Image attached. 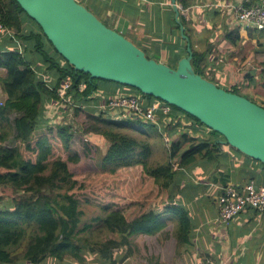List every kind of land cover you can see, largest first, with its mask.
Wrapping results in <instances>:
<instances>
[{"label": "trees", "instance_id": "trees-1", "mask_svg": "<svg viewBox=\"0 0 264 264\" xmlns=\"http://www.w3.org/2000/svg\"><path fill=\"white\" fill-rule=\"evenodd\" d=\"M255 2L258 0L243 4ZM176 3L184 9L198 4L193 0ZM166 12L170 16L172 38L164 47L171 54L168 52L162 59L159 49L138 46L146 56L175 67L187 55L188 41L195 72L240 94L242 84L222 85L216 74L222 64L217 63V58L208 60V56L213 54L210 50L214 46L235 47L244 40L243 45L246 38L242 26L238 23L233 28L225 26L221 34L213 32L215 26H203L200 33L179 9L186 41L179 34V24L170 6ZM0 23L12 30L14 36L0 34V69L5 70L0 75V264H45L48 259L59 261L64 253L73 255L82 249L96 252L99 259H108L111 250L131 235L141 233L150 237L166 232L168 227L178 244H189L191 220L186 209L171 204L170 187L179 169H189L198 160L218 159L220 148H216L222 136L170 104L168 112H156L154 121H144L130 111L121 118L112 116L122 112L105 107L108 97L115 93L138 95L143 105L164 101L130 86L76 71L16 0H0ZM249 31L254 40L256 31L260 37L264 33V29ZM15 39L21 41L24 52L7 47L12 43L16 46ZM259 45L264 46L261 42ZM34 62L45 79L37 74ZM260 73L264 75V67ZM246 77L249 81L253 79L251 75ZM65 82L70 84L63 89ZM56 109L60 110V116L54 113ZM44 110L49 114H44L47 113ZM84 113L87 114L84 125L75 127V117ZM62 116L68 120L58 121ZM144 124L157 131L159 142L166 135L162 129L175 127L170 134L178 136L162 149L163 160L153 157L156 148L152 147ZM81 127L87 135L83 138L84 147H105L102 170L77 173L70 170V162L78 160L73 147ZM128 130L143 137L131 135ZM10 137L14 144L7 146ZM152 203L164 205L158 211L151 208ZM84 204L97 208L98 214L83 220ZM164 213L172 214L173 228ZM108 234L117 235L118 240Z\"/></svg>", "mask_w": 264, "mask_h": 264}, {"label": "crops", "instance_id": "crops-1", "mask_svg": "<svg viewBox=\"0 0 264 264\" xmlns=\"http://www.w3.org/2000/svg\"><path fill=\"white\" fill-rule=\"evenodd\" d=\"M77 1L84 4L108 27L121 34L128 36L130 31L139 32L140 45L148 50L159 49L162 59L168 55V52L169 55L171 54V51H166L164 47V43L172 38L169 31L170 16L166 12L168 7H171L170 0ZM247 1L250 0H193L198 4L185 8L188 15L183 14L187 19L192 20L196 30L198 27L201 29L203 26L209 28L215 26L213 32L221 34L223 27L233 28L234 24H237L232 14L233 8ZM246 32L242 30L243 38H247ZM258 32L256 31V54L264 55V46L259 45L260 42L264 44L262 42L264 33L260 37ZM242 42L237 45L239 49L242 48L239 46ZM2 44L5 45L6 42L2 41ZM228 45L212 47L210 51L213 54L208 57L217 58L220 64L225 66L226 62H222L218 55H222L219 51L223 47L233 48ZM22 46L19 41V48L24 52ZM7 47L17 48V44L16 46L13 43L8 44ZM205 47L199 46L202 49ZM226 56L230 57L231 54ZM263 63L264 60L261 61V65ZM32 65L36 70L35 62ZM260 70L257 72L259 78L256 77V94L254 93L256 103L259 105L264 104L261 102L264 101L260 91L262 87L264 90V81H260ZM36 72L40 74L39 76H44L41 71L36 70ZM258 84L261 86L259 87ZM120 94L123 93H115L111 98ZM258 100H261V103H258ZM44 112L49 114V111L44 110ZM128 112L111 115L121 118ZM162 130H165V136L172 137V140L178 136V133L170 134L175 131V127ZM218 143L220 144L216 148V150L220 148L217 152L218 159L198 160L189 169L187 167L179 169L170 187L171 204L186 209L191 220L189 244H178L172 236L171 227H168L166 232H158L150 237H145L141 233L131 235L111 250L112 256L108 259H99L96 252L90 253L82 249L73 255L64 253L59 261L48 259L45 264H264V211L245 208L224 225L218 219L217 208V198L227 184L241 188L249 180H254L256 184L264 182V166L261 162L236 152L237 150L232 147ZM163 205V203H152L151 208L161 211ZM171 215L164 213L163 217L173 228ZM108 236L118 240L117 235L108 234Z\"/></svg>", "mask_w": 264, "mask_h": 264}, {"label": "water", "instance_id": "water-1", "mask_svg": "<svg viewBox=\"0 0 264 264\" xmlns=\"http://www.w3.org/2000/svg\"><path fill=\"white\" fill-rule=\"evenodd\" d=\"M16 1L76 71L130 86L176 106L219 133L218 142L264 164V106L195 72L176 0H170V5L180 35L187 41V55L175 67L148 58L77 0Z\"/></svg>", "mask_w": 264, "mask_h": 264}, {"label": "rangeland", "instance_id": "rangeland-1", "mask_svg": "<svg viewBox=\"0 0 264 264\" xmlns=\"http://www.w3.org/2000/svg\"><path fill=\"white\" fill-rule=\"evenodd\" d=\"M183 12L185 14L186 9H184ZM185 15L187 16L188 14L186 13ZM197 30H200V28L198 27ZM245 31H247L245 35L247 38H246V42L243 45H241L242 46L241 49H239L240 47L238 48V46H235L233 48L223 47L220 49L221 51H219L220 53H222V55H218V53H215L222 59V62L224 63L226 62L225 66L221 67L220 70L221 72L217 73V78L218 80H220L222 85L227 84V86L228 85L232 86L234 84H239V83L242 84L243 87L240 89L239 92L240 95H243L249 100L256 103V96H254V93L256 94V77L259 78L257 72L258 70H260V68L264 67L263 65H261V61L264 60V55L256 54V47H257L255 43L256 40L251 39L252 36L251 31L249 30H245ZM127 35L128 36L125 35L124 36L129 40H131L135 45L139 47L141 46L139 42L141 34L139 32L130 31ZM262 42H264V40H262ZM227 54H231V56L227 57L226 56ZM208 60H211V58L208 57ZM217 63H219V61H217ZM4 71H5L4 69H0V75L3 76ZM247 75L253 76V79L249 81L246 77ZM263 77L264 75L261 76V78ZM258 86L260 87V85ZM260 91L261 94L264 96L263 87L262 89H260ZM260 101L261 100H258V103L264 102L263 100L261 102ZM54 113L58 114L60 113V110L56 109L54 110ZM58 116H60V114H58ZM65 118L66 116H62L61 119H57V120L60 122L61 121L64 122V120H68V118L67 119ZM86 119H87L86 113L82 114L81 116H76L74 126L75 127H77L78 125L83 126ZM142 127L148 131L150 136L149 141L152 144V147L156 148L154 149L155 152L153 154V157L158 160H163L165 158V155L164 152H162V149L164 147L169 146V143L172 141L171 139L172 137L169 138L164 136L163 140L159 142L157 131L153 127H150L145 124ZM128 133L134 136L137 135L139 137L140 136L143 137L142 135L137 134L135 130H128ZM85 136L87 135H85L81 127V131L76 133V143L75 146L73 147L74 151L76 150L77 152L78 160L76 162H70L69 164L70 170L74 171L75 173L83 172L87 169L102 170L100 164L105 147H100L99 145L94 147V149L92 148V146L84 147L83 144H85L84 143L85 141L83 140V138H85ZM13 144L14 141L12 140V137H10L6 141V145L12 146ZM86 150L88 151L86 152ZM8 193L9 191L6 192V194ZM81 206L84 210V216L82 218L83 220H89L92 216H96L98 214V210L94 206L85 205V204ZM106 233H104L103 236H105ZM85 236H89V235L85 234Z\"/></svg>", "mask_w": 264, "mask_h": 264}, {"label": "built area", "instance_id": "built-area-1", "mask_svg": "<svg viewBox=\"0 0 264 264\" xmlns=\"http://www.w3.org/2000/svg\"><path fill=\"white\" fill-rule=\"evenodd\" d=\"M180 10L181 13H184L181 5ZM232 14L244 30L264 29V0H258L257 3L249 5L239 4L233 8ZM3 32L14 38L13 31L0 23V34ZM15 41L17 49L22 52L19 48V40L15 39ZM42 78L44 79V76ZM69 84V82H65L63 89L68 88ZM142 102L143 99L138 95L120 94L108 99L105 107L116 108L122 112H133L135 116L144 121H154L157 111L166 113L170 110V106L164 102L154 101L148 105H143ZM217 204L220 215L218 219L224 225H227L245 208L264 211V182L256 184L254 180H249L241 188L227 184L222 188V192L217 198Z\"/></svg>", "mask_w": 264, "mask_h": 264}]
</instances>
